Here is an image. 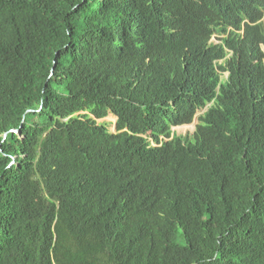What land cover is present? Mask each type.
I'll return each mask as SVG.
<instances>
[{
    "label": "trees",
    "instance_id": "obj_1",
    "mask_svg": "<svg viewBox=\"0 0 264 264\" xmlns=\"http://www.w3.org/2000/svg\"><path fill=\"white\" fill-rule=\"evenodd\" d=\"M0 264H264V0H0Z\"/></svg>",
    "mask_w": 264,
    "mask_h": 264
},
{
    "label": "rangeland",
    "instance_id": "obj_2",
    "mask_svg": "<svg viewBox=\"0 0 264 264\" xmlns=\"http://www.w3.org/2000/svg\"><path fill=\"white\" fill-rule=\"evenodd\" d=\"M217 38L218 37L213 36L211 41L216 43V42H218ZM226 77H227V74H223L221 76V79H225ZM208 106L209 105L205 106V108L197 110L196 115L190 124L182 125V126H178V127H172L171 128L172 134L175 136L191 137L192 134L194 133L195 127L198 123L199 116H201L207 110ZM79 114H82V113H79ZM115 121H116V118L112 114H108L105 118L97 120V123L104 124L110 133H114L115 132ZM152 145H154V144H152Z\"/></svg>",
    "mask_w": 264,
    "mask_h": 264
},
{
    "label": "clouds",
    "instance_id": "obj_3",
    "mask_svg": "<svg viewBox=\"0 0 264 264\" xmlns=\"http://www.w3.org/2000/svg\"><path fill=\"white\" fill-rule=\"evenodd\" d=\"M239 33H242V31H239ZM213 36L220 37V36H218V35H213ZM213 36H212V38H213ZM212 38H211V39H212ZM211 39H210V41H211ZM210 41H209V42H210ZM211 42H212V41H211ZM218 42H219V41H218ZM218 42H216V43H218ZM213 43H214V42H213ZM208 105H209V104H208ZM209 106H210V105H209ZM204 108H205V107H204ZM195 115H196V113H195ZM194 117H195V116H194ZM193 119H194V118H193ZM192 121H193V120H192ZM187 125H188V124H187ZM181 126H182V125H181ZM176 127H178V126H176ZM171 128H172V127H171Z\"/></svg>",
    "mask_w": 264,
    "mask_h": 264
},
{
    "label": "water",
    "instance_id": "obj_4",
    "mask_svg": "<svg viewBox=\"0 0 264 264\" xmlns=\"http://www.w3.org/2000/svg\"><path fill=\"white\" fill-rule=\"evenodd\" d=\"M11 131H12V130H11ZM11 131H10V132H11ZM3 137H4V135H3Z\"/></svg>",
    "mask_w": 264,
    "mask_h": 264
}]
</instances>
